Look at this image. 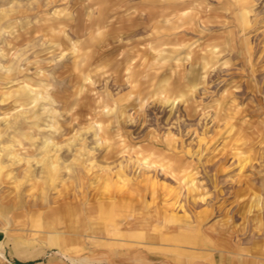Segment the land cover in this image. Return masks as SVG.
Segmentation results:
<instances>
[{
	"label": "rangeland",
	"instance_id": "rangeland-1",
	"mask_svg": "<svg viewBox=\"0 0 264 264\" xmlns=\"http://www.w3.org/2000/svg\"><path fill=\"white\" fill-rule=\"evenodd\" d=\"M0 264H264V0H0Z\"/></svg>",
	"mask_w": 264,
	"mask_h": 264
},
{
	"label": "crops",
	"instance_id": "crops-1",
	"mask_svg": "<svg viewBox=\"0 0 264 264\" xmlns=\"http://www.w3.org/2000/svg\"><path fill=\"white\" fill-rule=\"evenodd\" d=\"M1 247H2V243H0V256H2Z\"/></svg>",
	"mask_w": 264,
	"mask_h": 264
}]
</instances>
